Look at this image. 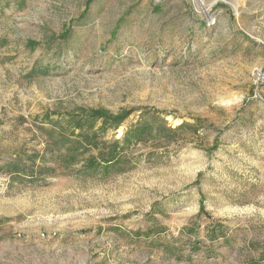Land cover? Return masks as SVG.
<instances>
[{"label": "rangeland", "instance_id": "374dc122", "mask_svg": "<svg viewBox=\"0 0 264 264\" xmlns=\"http://www.w3.org/2000/svg\"><path fill=\"white\" fill-rule=\"evenodd\" d=\"M202 1L0 0V264H264V0ZM92 110L129 112L99 148L166 129L11 180L36 116Z\"/></svg>", "mask_w": 264, "mask_h": 264}, {"label": "trees", "instance_id": "16d2710c", "mask_svg": "<svg viewBox=\"0 0 264 264\" xmlns=\"http://www.w3.org/2000/svg\"><path fill=\"white\" fill-rule=\"evenodd\" d=\"M36 73L39 72L33 70L30 74ZM163 114L159 110L143 112L141 119L127 129L122 139L111 142L110 148H99L96 140L102 137L106 127L123 123L129 116L128 111L118 114H111L105 110L71 112L59 115L56 120L52 119L56 112L46 113L42 117L36 116L37 127L48 135V143L41 149L34 148L33 152L27 156V162H24L22 158L20 163H13L14 160L9 161L7 169L11 180L28 179L32 183L46 181V177L56 170L55 166L49 165L50 162H57L61 158L64 165H72L77 162L78 155L90 153L96 148L99 149L98 153L89 154L84 168L109 173L120 161L126 148L138 141V136L144 138L152 134L154 129H157L158 133L166 129ZM144 118L151 120L142 122ZM98 121L100 126L93 128ZM215 148H217L216 145L212 146V149ZM201 211H204V208Z\"/></svg>", "mask_w": 264, "mask_h": 264}, {"label": "built area", "instance_id": "2783aa9c", "mask_svg": "<svg viewBox=\"0 0 264 264\" xmlns=\"http://www.w3.org/2000/svg\"><path fill=\"white\" fill-rule=\"evenodd\" d=\"M193 4L197 5L198 7H200L201 11L203 10L205 12V6L203 5V1L202 0H192Z\"/></svg>", "mask_w": 264, "mask_h": 264}]
</instances>
